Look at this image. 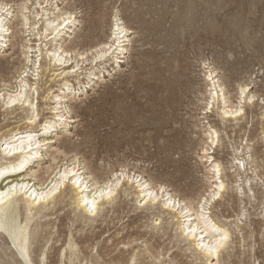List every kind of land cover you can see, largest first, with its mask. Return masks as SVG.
Here are the masks:
<instances>
[{
	"label": "bare ground",
	"instance_id": "bare-ground-1",
	"mask_svg": "<svg viewBox=\"0 0 264 264\" xmlns=\"http://www.w3.org/2000/svg\"><path fill=\"white\" fill-rule=\"evenodd\" d=\"M35 3L36 0H0V5H4L6 8V11L0 12V20H2L0 22L1 69L5 68L6 63L9 62L4 55H7L10 49L13 51L16 45L19 48L11 56L13 59H23L20 68L13 77L7 79L3 75L0 78V108L5 107V109L13 110L16 107H23L26 110V115L21 124L9 127L0 133V173H2L0 175V190L5 184L16 183L21 180L31 186L22 201H17L15 196L11 199L5 197L4 203L0 204V213L17 212L19 216L30 219L38 227H41V236L45 244L43 248L38 250L37 255L43 261H49L50 250L53 249L57 255L58 264H65V261L67 264H74L76 261L82 264L83 253L79 245L81 240L77 238V232H85L86 230H90L92 233L96 232L101 224L107 223L106 217L111 213L115 214L118 210H122L129 218L133 216L144 218V215L140 214L137 208L147 201L152 208H155V213L148 215L147 224H142V237L150 234V238L144 240V238L137 236L129 237L127 241H120L131 248V252L127 249L125 251L128 256H123L127 260V264H133L136 259L144 258V250L151 253L157 261L160 260L161 257L158 253L161 251L158 250L155 253L150 248L152 245L150 240L162 228L156 224V220H160L161 224L165 225V234L169 233L171 223L176 226L175 234H170L168 238L171 241L177 238L176 241L180 244L185 242L187 247L180 248V251H184L182 254L187 259L186 264H194V262L198 264L203 254L194 244H189V241L197 240L208 245L216 239L214 233L223 226L231 236L230 246L224 251V254L227 252V256L225 257L223 254L221 260V264L225 263L227 259L232 257L231 249L235 242L234 234L249 226L250 222H243V218L240 217L241 213L238 214L239 217L237 218L222 214L218 217L219 221L212 217V208L226 195L229 187V184H226V191L220 189V185L226 182L224 176L226 166L224 161L215 153L221 143V132L227 129L229 122L237 121L238 123L245 118L247 114L246 105L250 107L261 105L259 100L252 99L253 96L259 97L260 93L252 89L242 92V89L247 88L248 84L254 83V81L239 83L236 100H233L227 86L219 78V70L207 61L203 62V68L207 69L204 75V91L201 92L203 100L199 99L203 106L200 115L196 117L194 133L183 140L184 145L189 143V146H194L200 142L199 151L196 152L199 163L190 165L188 169L184 168V170L177 167L179 170L178 179L190 178V182H187L185 186L187 190L191 191L192 196L182 195L170 183H161L154 179L146 173L145 168L138 165L131 168L128 166L129 164H119V168H111L110 170L100 165L97 166V170H93L86 155L80 151L85 150L87 145L78 144L75 154H71L63 148L57 147L54 143L61 136V133L56 130L60 127L67 129L69 125H72V128L75 127L73 121L77 119L75 115L69 114L66 110L65 93L72 91L79 93L85 89H94L93 84L97 79L99 82L104 81L108 75H114L120 71V67L116 65L115 58L112 62L105 60L104 64L101 65L102 73L91 72V75H88L87 72L81 73L80 77H75L76 84H74L73 79L65 80L62 72L58 76L56 72L61 67L60 61L68 59L64 52L77 50L66 47L69 41L90 46V49L100 48L102 45L110 44L115 34L127 43L128 50L131 51L130 46L134 37L131 34L132 27L124 20L120 9L115 7L111 15L109 33L104 40L88 42L91 36L86 38L78 35L79 27L82 25L81 19L75 22L73 29L62 31L58 37L54 29H50L49 35L45 37L44 29L49 28L59 19L55 15V9L59 8L60 11H63L62 5H66L68 0H46L47 6L42 3L40 8H36ZM29 4L32 6L29 7ZM37 17L42 19L37 20ZM38 25L39 27H37ZM93 31H95L94 26H92ZM37 45H39V52L30 56L29 49L35 50ZM49 53L52 54L51 59ZM36 55L41 60L39 67L35 63ZM48 69L51 77L49 81L55 82L56 86L45 82V91L41 94L40 88L43 89V87L40 82L45 79L44 76ZM64 71L70 72L66 63ZM26 73L27 75H25ZM87 93L85 92V95ZM175 97V100L178 101L182 99L177 93ZM41 100L47 103L49 109L46 112L47 115L42 120H38L36 125H30L28 123L30 118L41 116L39 105ZM241 106L244 107V114L236 117L235 112L239 111ZM218 109L219 111H216ZM214 112L220 117L219 123L210 120V116ZM261 119L264 122V109L261 111ZM37 128L38 132L36 131ZM262 128L264 141V124ZM53 132H56L55 136L52 135ZM28 135L37 139L46 136L52 147L37 152L35 144L31 147L25 145L22 152L9 155V146L19 144V139H27ZM246 149H248L246 146H242V150H240V146L234 148L233 157L229 161V170L235 178L232 184L237 188V194L240 197H250L249 194H244L241 191L240 182L243 181L242 187L245 189L247 185L249 186V180L252 181L253 186L255 180L254 177H248V172L245 173V170L237 165V161L247 162ZM253 157L252 155V159ZM25 161H30V163L25 164ZM46 163L48 164L46 165ZM33 164L35 167L32 166ZM13 168L16 171H12ZM256 176L259 177V173ZM204 188L206 190L202 191ZM253 191L255 192L254 187ZM42 195L44 199L39 204L36 203V200ZM60 197H62L60 199L63 201L62 203L68 199L69 203L66 205L71 206L64 212L72 223L71 227L75 225L77 228L80 225L76 233L71 228L69 233L64 235L60 231V227H56L55 223L60 219L64 209V206L59 207L61 202L58 199ZM17 204L20 205L19 208L16 207ZM93 204H95L97 212L96 217L92 215ZM201 207H203L202 212ZM242 215L244 214L242 213ZM167 216L173 219L171 223L166 221ZM262 216L264 221V213ZM232 222H235L234 226ZM189 228H195L196 234L195 236L190 234L185 238L184 233L188 232ZM97 235L98 233H96ZM0 238L5 242L3 233H0ZM56 239V242L61 241L60 245L54 243ZM50 241H52L51 244ZM144 242H146L145 248ZM8 243H11L10 238ZM119 245L118 242L116 246L119 247ZM4 247L7 253H3L8 254V256L11 255L15 263L18 254L14 255L13 251H9L8 244L5 243ZM167 251L169 250H166V253L163 252L165 258H168L166 257ZM177 256L178 254H175L172 259L177 260ZM29 258H31V249L29 250Z\"/></svg>",
	"mask_w": 264,
	"mask_h": 264
},
{
	"label": "rangeland",
	"instance_id": "rangeland-1",
	"mask_svg": "<svg viewBox=\"0 0 264 264\" xmlns=\"http://www.w3.org/2000/svg\"><path fill=\"white\" fill-rule=\"evenodd\" d=\"M82 2L85 7L78 35L86 38L91 36L88 42L106 39L113 9L117 7L127 24L139 29L138 32L132 35L134 37L130 52L136 58L137 63L145 68L150 66L152 72V78L146 81L147 86L143 88V94L130 88L123 78L108 87H104L105 82L113 76L108 75L104 81L99 82L100 87L98 89H91L85 95L86 98L91 96L92 100L89 104L81 106L82 110L79 113L81 125L82 127L86 125L84 129L86 131L97 133L100 138L101 156L107 157L101 164L97 160L95 150L90 155H87L89 151L87 146L85 150H80L88 158L93 170H97L100 165L110 170L111 168H119V164H129L128 166L131 168L134 165L141 166L143 164L144 166L141 167L146 169V173L156 179L157 170L151 168L150 161L155 159L152 155L154 147L156 148V156L160 155L158 141L161 137L159 131L155 134L150 133L146 137L144 129L153 126L159 130L162 124H166L173 119L178 122L182 121L181 130L177 134L179 140L183 141L194 133V123H196V117L200 115L203 106L200 100H203L201 92L204 91V75L207 71L203 68V62L207 61L219 70V78L227 86L233 100H236L237 97L238 84L246 83V81L249 83L251 81L250 77L253 76L255 77V91L261 94L262 86L259 74L262 70L260 68L261 50L259 41L257 39L253 47H249L247 41L242 44L243 37L234 23L236 17L242 14V9L237 7L238 0H82ZM239 2L242 3L243 0H239ZM180 3L191 5L187 10L189 22L186 30L183 27L177 30L175 24L174 9L175 5ZM92 26L95 27L93 32ZM252 26L258 33L260 27L258 15L253 17ZM146 40L152 43L150 49L145 47ZM18 48V45H16L13 51L10 49L7 55H4L9 62L6 63L5 68L1 69L0 66V78L4 75V77L10 79L20 68L23 59H13L11 56ZM177 57L180 59L178 71L172 67L176 64ZM200 57H203V60L198 62ZM42 70L44 71V69ZM49 75L48 69L44 76L45 79L40 82L43 87V89L40 88L41 94L45 91V82L52 83L49 81L51 78ZM52 85H55V82ZM176 93L182 97L181 101L175 100ZM39 105L40 114L44 118L49 110L47 103L41 100ZM263 109L261 105L253 107L246 105L247 114L245 118L238 123L237 121L229 122L227 129L221 132V143L216 149L215 155L224 161L226 166L224 176L229 187L226 195L212 208V217L219 221L218 217L222 214L237 218L239 217L238 214L241 213L242 221L250 222L249 226L234 234L235 242L231 249L232 257L223 264L233 262L243 264V261L250 260L252 255L259 259L262 247H264V221L262 216L264 213V200H261L259 196L256 199H251L249 196L240 197L237 194V188L232 184L233 179H235L234 175L229 170V161L233 157L234 148L237 146H240V150H242V146L248 147L245 154L246 159H248L251 151L255 161L259 159V153L264 151L260 148L263 141L262 127L264 122L261 119ZM216 111H219V109ZM25 115L26 110L23 107H16L13 110L5 109V107L0 108V133L9 127L21 124ZM210 120L219 123L220 117L214 112L211 114ZM72 130L74 131L75 127ZM173 144L175 147H180L179 141H173ZM200 145V142L194 144V146H189V143H186L184 151L179 153L177 159L173 158V145L170 144L168 148L169 155L164 158V163L159 166V174L164 177V180L185 196H192L191 191L187 190L185 186L187 182H190V178L178 179L179 170L177 167L184 170V168L188 169L190 165L199 163L196 152L199 151ZM121 146L122 151L118 153ZM123 152L129 153L126 163L117 159V156L123 155ZM109 153H111L110 156ZM257 173L260 175V172L253 168L247 174L248 177L251 176L255 179V192H259ZM261 179H264V177H261ZM247 188L248 185L245 189ZM205 190L206 188L202 191ZM193 195L195 196V194ZM61 198L58 199L61 202L59 207L64 206V209L60 219L55 223L56 227H60V231L64 235L69 233L71 228L76 233L80 225L77 228H75V225L71 227L72 223L69 217L64 214L71 206L66 205L69 203L68 199L62 203ZM147 217L148 215L146 217L144 215V218L139 216L129 218L122 210H118L115 214L111 213L107 216V223L101 224L96 232L92 233L90 230L85 232L96 238L106 236L108 239L111 238L122 244L121 242L127 241L129 237L143 236L142 224H147ZM172 220L167 216L166 221L171 223ZM234 224L235 222H232L233 226ZM169 227V233L167 234H165V225L157 231V234L150 240L152 243L150 248L155 253L158 250H165L164 253L169 250L166 257L169 256L170 252H174L178 254L177 260H182L186 264L187 259L183 256L182 252L184 251H180V248H186L187 246L185 242L178 243L177 238H174L173 241L168 238L170 234H175L174 229L176 226L171 223ZM85 232H77V238L81 240ZM96 233H98L97 236ZM178 233H180L179 230ZM142 238L144 240L150 238V234L144 235ZM56 241L57 239L54 240L56 245L61 244V241ZM51 243L52 241H50ZM0 245H2L1 248L5 246L2 238H0ZM79 245L81 246V241H79ZM1 248L0 264H5L6 260L13 261L14 258L6 254L5 247L4 250ZM253 248H255L254 253ZM50 251L49 260L53 261L54 264H58L56 253L53 249ZM125 251L122 256L127 257ZM145 252L144 250V254ZM224 255L226 257L227 252ZM144 258L147 257L144 255ZM13 264L15 263L13 262Z\"/></svg>",
	"mask_w": 264,
	"mask_h": 264
},
{
	"label": "snow or ice",
	"instance_id": "snow-or-ice-1",
	"mask_svg": "<svg viewBox=\"0 0 264 264\" xmlns=\"http://www.w3.org/2000/svg\"><path fill=\"white\" fill-rule=\"evenodd\" d=\"M44 3L45 6L46 0H36L35 7L40 8L41 4ZM32 5L29 4V7ZM63 11H60L59 8L55 9L56 17H59L56 20L55 24L50 25L49 28L44 29L45 37H47L50 33V29H54L55 33L58 35L62 31H67L73 29V25L78 19L83 18L84 4L82 0H68L66 5H62ZM191 5L186 3H180L175 5V24L177 30L180 28L187 29V24L189 22L188 16V8ZM237 7L242 9V14L238 15L234 21L236 28L239 30L240 35L243 37L242 44L247 41L249 47H253L256 44L258 39L259 46L261 50V62L260 68L261 73L260 81H261V94L259 97L253 96V100H259L262 107H264V0H243L242 3L238 0ZM6 11L4 5H0V12ZM259 16L260 18V27L259 32L257 33L253 28V17ZM42 19L41 17H37V20ZM2 22V20H0ZM39 27V25L37 26ZM132 27V33L135 34L139 31L134 26ZM147 35V33H145ZM62 43V41H61ZM68 49H77L76 51H66L64 55L68 58L66 61H60L61 67L59 71L56 72L58 76L61 72L63 73L65 80L73 79L74 84L77 83L75 77H80L81 73L87 72L88 75H91V72L102 73L103 68L101 65L104 64L105 60L108 62H112L113 58H115L116 65L120 67V71L116 72L108 81L105 82L104 87H108L110 84L117 82L119 79L123 78L130 88L136 89L143 94V88L147 86L146 81L152 78V72L150 66L145 68L142 67L139 63H137L136 58L133 54L128 50V45L125 41H122L118 35L113 36V40L110 44L102 45L100 48H91L90 46H85L82 44H76L73 41H69L68 45H66ZM145 47L150 49L152 47V43L149 41H145ZM35 52H39V45H37L35 50L29 49V55H35ZM52 54L49 53V58L51 59ZM75 58L74 60L72 58ZM203 60V57L198 58V62ZM40 57L38 55L35 56V63L37 67L40 65ZM67 64L70 72L64 71V65ZM172 67L178 71L180 68V59L176 58V64L172 65ZM205 67L207 65L205 64ZM27 75V73L25 74ZM55 78V77H54ZM252 81L255 80V77H250ZM247 83V81H246ZM99 81L93 84V88H99ZM249 89L255 91V84L249 83L247 88L242 89V92H247ZM91 91V89H85L79 93L76 91H72L71 93H65V106L66 110L69 114L75 115L77 119L73 121L75 125V130H72V125H69V128L65 129L63 127L58 128L56 131L62 133L60 137L54 142L57 147L63 148L66 152L71 154H75L77 151V145H85L88 146V153L90 155L93 150L97 153V160L101 164H103L104 159L107 157L101 156L100 149V138L95 131H86V125L82 127L81 121L79 118V113L82 110V105H87L91 102L92 97H85V92ZM31 106V105H30ZM244 114V107L241 106L239 111L235 112L236 117H240ZM42 116H33L28 120L30 125H36L38 120H42ZM62 123V122H61ZM182 127V121L177 120H169L166 124H162L160 129L153 126H149L144 129L145 136L148 137L149 134H155L159 131V135L161 139L158 141L160 155L156 156V148H153L152 155L155 159L150 161L151 168L157 170V175L155 178L159 180L161 183H166L164 177L159 174V166L164 163V158L169 155L168 148L169 145L172 144V155L173 158H179V153L184 151V143L182 140H179L178 133L180 132ZM38 132V128L36 129ZM53 136L56 135V132L52 133ZM173 141H179L180 147H175ZM255 143V142H254ZM33 144L36 146V151L39 152L41 149L47 150L52 147L48 143V137H40L37 139L32 135H28L27 139H19V144H13L9 146V155H12L16 152H22L24 146L27 145L31 147ZM260 148L264 149V141L261 142ZM122 151V146L118 149V153ZM130 151V149H129ZM128 152H123V155H118L117 159L121 162L126 163ZM35 155V153H33ZM109 156L111 153L108 154ZM136 159V158H134ZM25 164L30 163V161H25ZM237 165L239 168H243L245 173L249 172L253 168L260 172V177H258V188L259 192L253 191V183L249 180V186L247 189L242 187L243 181L241 184V191L244 194H249L251 199H256L257 196L261 200H264V151L259 153V159L255 161V164L252 159V153L249 152V156L246 163H241V161H237ZM35 167V165H32ZM144 166L143 164L141 165ZM151 170V169H150ZM12 171H16L15 168ZM2 175V173H0ZM243 175V173H242ZM220 185V189L222 191H226V184ZM30 185H28L24 181H17L16 183L5 184L2 186V190H0V204L4 203L5 197L11 199L13 196L16 197L17 201H22L23 197L26 193L29 192ZM44 199L42 195L39 199L36 200V203H40ZM17 208L20 207L19 204L16 205ZM30 207V206H29ZM203 207H201V212ZM137 211L143 215H151L155 213V208H152L147 201L143 205H140L137 208ZM31 215V212L29 213ZM93 217L97 216V212L95 209V204H93L92 208ZM156 224L163 226L160 220H156ZM0 233L4 234L5 243L8 244V250L13 251V254H18V258L15 260V264H54L53 261H43L37 255L39 249L44 247L45 241L41 236V227H38L32 220L26 219L23 216H19L17 212L10 213H0ZM195 236L196 229L189 228L188 232L184 233V237L187 238L189 235ZM216 239L205 245L200 241L193 240L189 241V244H194L196 248L200 249V252L203 253L200 257L198 264H221L222 256L224 254L225 249L230 246L231 236L230 233L222 226V228L214 233ZM9 238L11 239V243L9 244ZM118 242L112 239H108L106 236L96 238L87 232L83 234L81 237V252L83 253V261L82 264H127V260L123 258L122 253L127 249L131 252V248L127 244H120L119 247L116 246ZM31 249V258H29V250ZM163 251L161 250L158 255H160V260L157 261L155 257L151 255L149 252H145V258L136 259L133 264H185L182 260H174L172 256L175 253H169L168 258L163 256ZM253 253L255 252V248L252 249ZM5 264H13L12 260H6ZM65 264L67 262L65 261ZM74 264H80L79 261L74 262ZM196 264V262H194ZM243 264H264V247H262V252L257 259L255 255H252L250 260L246 259L243 261Z\"/></svg>",
	"mask_w": 264,
	"mask_h": 264
}]
</instances>
